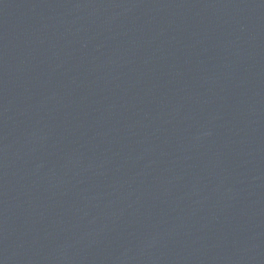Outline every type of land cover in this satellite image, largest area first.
Segmentation results:
<instances>
[{"label":"water","instance_id":"1","mask_svg":"<svg viewBox=\"0 0 264 264\" xmlns=\"http://www.w3.org/2000/svg\"><path fill=\"white\" fill-rule=\"evenodd\" d=\"M0 264H264V0H0Z\"/></svg>","mask_w":264,"mask_h":264}]
</instances>
